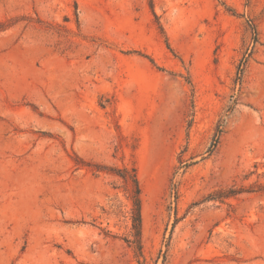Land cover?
<instances>
[{
  "label": "rangeland",
  "instance_id": "374dc122",
  "mask_svg": "<svg viewBox=\"0 0 264 264\" xmlns=\"http://www.w3.org/2000/svg\"><path fill=\"white\" fill-rule=\"evenodd\" d=\"M0 264H264V0H0Z\"/></svg>",
  "mask_w": 264,
  "mask_h": 264
},
{
  "label": "trees",
  "instance_id": "16d2710c",
  "mask_svg": "<svg viewBox=\"0 0 264 264\" xmlns=\"http://www.w3.org/2000/svg\"><path fill=\"white\" fill-rule=\"evenodd\" d=\"M99 168V167H98ZM106 168V167H102ZM112 170V169H109ZM113 172V171H112ZM117 176L128 184V197L131 201V239L128 242L137 250L141 256V199L140 187L136 177L135 170L131 168H122L116 171Z\"/></svg>",
  "mask_w": 264,
  "mask_h": 264
}]
</instances>
